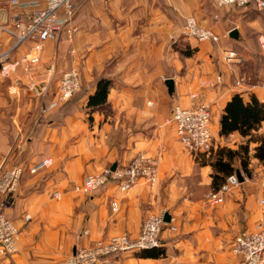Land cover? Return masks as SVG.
<instances>
[{"label":"crops","instance_id":"1","mask_svg":"<svg viewBox=\"0 0 264 264\" xmlns=\"http://www.w3.org/2000/svg\"><path fill=\"white\" fill-rule=\"evenodd\" d=\"M8 2L0 0V21L19 13ZM74 5L77 31L71 42L64 34L45 40L36 63L22 60L31 45L21 44L11 57L18 65L0 73V165L24 166L16 191L1 208L19 229L17 252L0 256V264H62L77 247L121 233L136 238L146 216L165 212L171 220L160 232L157 248L163 255L145 258L138 255L142 250L128 251L97 264H237L234 238L252 230L264 212V166L251 157L256 143L250 145L251 176L243 173L223 204H208L211 167L181 145L168 119L173 104L191 106L189 95L197 92L210 109L214 147L237 149L244 139L238 133L219 137V117L236 93L264 102V13L250 6L218 7L214 0H75ZM189 16L226 37L219 44L182 38L179 30ZM223 49L236 51L239 59L225 65ZM72 66L84 94L42 115ZM220 73V85L202 87ZM102 78L109 80L105 103L87 108L88 95ZM167 78L173 81L171 94ZM138 153L157 161L153 185L140 180L122 193L110 182L88 195L74 191L86 175L125 166ZM46 158L49 168L29 172Z\"/></svg>","mask_w":264,"mask_h":264},{"label":"built area","instance_id":"2","mask_svg":"<svg viewBox=\"0 0 264 264\" xmlns=\"http://www.w3.org/2000/svg\"><path fill=\"white\" fill-rule=\"evenodd\" d=\"M75 0H9L8 6L19 10L18 15L0 21V73L8 74L18 65L12 61L13 51L21 44L29 42L31 47L23 61L36 63L39 61V53L43 42L47 39L55 40L64 34L66 40L71 42L76 26L73 23ZM219 7H246L253 3L257 11L264 13V0H214ZM179 34L182 38L193 39L197 42L209 41L219 44L225 34H217L213 28L201 26L194 17L189 16L181 25ZM2 35L8 40V46L3 44ZM173 40L172 37H170ZM223 61L225 65L239 59L236 51L223 49ZM58 84V93L53 102L44 110L57 107L62 102L73 97L80 90L81 75L77 67L62 73ZM222 75L217 74L213 80L202 81V87H214L220 85ZM240 80L236 81L239 84ZM264 88V84L262 85ZM42 95V89L39 90ZM193 101L191 106L183 107L173 104L170 110L168 122L173 125L177 139L186 150L191 153H208L215 145L210 129L211 114L207 104L200 100V95L193 92L189 95ZM51 159L46 158L30 167L29 172L37 173L51 166ZM24 171L22 164L10 167L0 165V256L13 255L17 252L19 229L1 209L7 203L6 197L15 192ZM241 173V172H240ZM243 179L244 174L241 173ZM157 161L138 153L125 166L112 170L104 167L99 172L86 175L82 184L77 185L74 191L90 194L106 183H115L122 193L128 192L140 180L149 186L157 181ZM239 180L236 174L226 177L218 189H213L205 195L206 203L212 205L223 204L224 196L232 188L237 187ZM54 196H59L56 193ZM264 207V199L260 200ZM112 209L117 210L116 202L111 203ZM162 213H151L143 219L136 238H131L126 233L96 241L92 246H80L67 256L62 264H97L110 255L121 252L149 250L160 245V232L164 226ZM29 216H25V220ZM232 252L238 257L237 264H264V212L256 222L252 230H242L234 238ZM167 264H188L184 261L172 260Z\"/></svg>","mask_w":264,"mask_h":264},{"label":"trees","instance_id":"3","mask_svg":"<svg viewBox=\"0 0 264 264\" xmlns=\"http://www.w3.org/2000/svg\"><path fill=\"white\" fill-rule=\"evenodd\" d=\"M248 6L255 9L251 2L246 7ZM108 86L109 80L104 78L95 83V92L88 95L87 98V108L92 109L105 103L109 90ZM79 88L80 90L73 97L63 103L79 99L84 94L81 88V80ZM47 106H42V115ZM262 122H264V102L259 101L253 94L246 101L239 93H236L226 102L219 117L218 135L219 137H226L238 133L244 141L237 149L222 146L213 147L208 153H199V164L211 167L213 189H218L227 176L236 174L235 171L239 170L246 176H251L249 165L251 160L250 145L252 143H256V146L253 148L251 157L256 158L264 166V131L260 132ZM138 255L145 258L158 257L163 255V251L155 247L142 250Z\"/></svg>","mask_w":264,"mask_h":264},{"label":"water","instance_id":"4","mask_svg":"<svg viewBox=\"0 0 264 264\" xmlns=\"http://www.w3.org/2000/svg\"><path fill=\"white\" fill-rule=\"evenodd\" d=\"M229 35L234 38V37H236L238 35V32L234 28L233 30H231ZM165 85L168 87V92L171 94L173 92V87H174L173 86V81L170 78H167V79H165ZM111 169L114 170L115 169V165H113L111 167ZM235 173H236V176H237L239 182H242L244 179H243L240 171L239 170L235 171ZM162 219H163L164 223H168L171 220L170 216H169V214L167 212H165V214H163Z\"/></svg>","mask_w":264,"mask_h":264},{"label":"rangeland","instance_id":"5","mask_svg":"<svg viewBox=\"0 0 264 264\" xmlns=\"http://www.w3.org/2000/svg\"><path fill=\"white\" fill-rule=\"evenodd\" d=\"M1 7H3V4H2V3H0V8H1ZM62 103H63V102H62Z\"/></svg>","mask_w":264,"mask_h":264}]
</instances>
